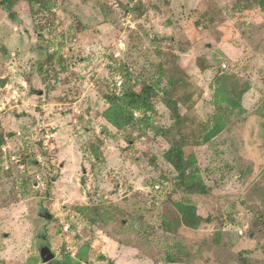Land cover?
Listing matches in <instances>:
<instances>
[{"label":"rangeland","instance_id":"rangeland-1","mask_svg":"<svg viewBox=\"0 0 264 264\" xmlns=\"http://www.w3.org/2000/svg\"><path fill=\"white\" fill-rule=\"evenodd\" d=\"M45 1L0 5V264H264V7ZM143 86L153 108L114 129L108 97ZM181 136L207 196L165 162Z\"/></svg>","mask_w":264,"mask_h":264},{"label":"trees","instance_id":"trees-1","mask_svg":"<svg viewBox=\"0 0 264 264\" xmlns=\"http://www.w3.org/2000/svg\"><path fill=\"white\" fill-rule=\"evenodd\" d=\"M21 1H30L44 6L45 0H3L0 5H15ZM249 1V0H246ZM257 2L260 7H264V0H253ZM51 55H46V59H52ZM181 83V78L170 81L167 85L165 94L168 97L165 101V105L168 108L171 118L180 131L183 127V118L179 111V100L173 96L176 94V89ZM155 97L154 90L151 87H141L139 91L133 89L124 93L121 97H108L109 108L103 113V118L114 129H121L124 125H130L133 122L134 111H149L153 108L152 98ZM219 131H216V134ZM1 140V139H0ZM1 142V141H0ZM164 159L169 164L175 173L177 174V187L188 195H204L207 196L210 193L209 187H207L196 173L195 163L193 157L189 156L184 148L182 136L181 139L174 141L171 144L169 150L164 154ZM95 216L97 213L100 217L105 214L99 213L98 209H94ZM178 216L174 218L177 222L183 226L194 229L197 228L203 221L201 217L196 214L194 207L180 204L177 206ZM93 222V220H92ZM170 228L171 225H165ZM171 262H174L171 258Z\"/></svg>","mask_w":264,"mask_h":264},{"label":"water","instance_id":"water-1","mask_svg":"<svg viewBox=\"0 0 264 264\" xmlns=\"http://www.w3.org/2000/svg\"><path fill=\"white\" fill-rule=\"evenodd\" d=\"M40 258L44 264H49L54 261L55 256L49 248L44 247L40 250Z\"/></svg>","mask_w":264,"mask_h":264},{"label":"built area","instance_id":"built-area-1","mask_svg":"<svg viewBox=\"0 0 264 264\" xmlns=\"http://www.w3.org/2000/svg\"><path fill=\"white\" fill-rule=\"evenodd\" d=\"M222 70H225L226 69V66L225 65H222ZM8 169V167L6 166L5 167V170H7ZM68 228H69V226H66L65 228H64V230L66 231V230H68Z\"/></svg>","mask_w":264,"mask_h":264}]
</instances>
